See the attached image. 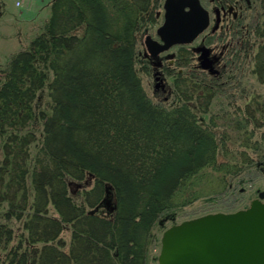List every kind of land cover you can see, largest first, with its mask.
<instances>
[{
    "label": "trees",
    "instance_id": "16d2710c",
    "mask_svg": "<svg viewBox=\"0 0 264 264\" xmlns=\"http://www.w3.org/2000/svg\"><path fill=\"white\" fill-rule=\"evenodd\" d=\"M153 1L52 0L0 69V264L157 263L182 210L249 207L264 181V0L218 75L177 63L168 100L142 81Z\"/></svg>",
    "mask_w": 264,
    "mask_h": 264
},
{
    "label": "water",
    "instance_id": "95a60500",
    "mask_svg": "<svg viewBox=\"0 0 264 264\" xmlns=\"http://www.w3.org/2000/svg\"><path fill=\"white\" fill-rule=\"evenodd\" d=\"M190 8V11H186ZM159 42L144 41L153 61L175 46L192 44L208 26V13L199 0H167ZM204 70H211L209 49L201 48ZM157 87L161 74L156 73ZM264 192L249 208L235 213L208 214L167 229L161 239L158 264H264Z\"/></svg>",
    "mask_w": 264,
    "mask_h": 264
},
{
    "label": "flooded vegetation",
    "instance_id": "af4514ba",
    "mask_svg": "<svg viewBox=\"0 0 264 264\" xmlns=\"http://www.w3.org/2000/svg\"><path fill=\"white\" fill-rule=\"evenodd\" d=\"M154 2H157L154 6ZM167 0H154L151 12L144 17L146 31L145 37L150 36L152 40L162 43L158 30L165 23ZM201 7L207 11L209 23L207 28L187 46H176L171 50L161 53L158 62L145 50L143 55L147 63L151 65L154 78V93L156 96H164L165 100L171 96L172 90L169 85L167 74H174L177 70V63H189L192 61L193 66L199 72L208 75H218L224 67V61L227 54L234 48L237 40H251L244 34L254 27V17L258 14L263 0H199ZM3 3L0 0V16L3 12ZM190 11V8H186ZM264 17V16H262ZM161 22V24H160ZM156 26H158L156 28ZM155 29V31H154ZM151 31V33H150ZM181 48L187 49L193 56L178 58ZM201 48L209 49V59L213 63L211 70H204L201 61ZM182 74V68L179 69ZM156 73L161 74V85L157 87Z\"/></svg>",
    "mask_w": 264,
    "mask_h": 264
},
{
    "label": "rangeland",
    "instance_id": "374dc122",
    "mask_svg": "<svg viewBox=\"0 0 264 264\" xmlns=\"http://www.w3.org/2000/svg\"><path fill=\"white\" fill-rule=\"evenodd\" d=\"M1 1L4 7H3V12L0 16V69L2 67H6V65L9 63L11 55H13L14 53H16L17 51L23 48L28 47L31 44V42L34 40L36 35H38L41 32L42 27L44 26L46 21L50 18L51 12H50L49 4L52 0H1ZM156 3L157 2H154V6L156 5ZM157 27L158 26H156V28ZM143 39L144 36L142 37V40ZM175 66H177V70L175 71L174 74H171L173 75V77L179 74L180 71L179 69L181 68L179 65H175ZM144 68L147 71L149 70L148 71L149 74H146L145 72L142 73L143 85L149 97L154 99L155 82L152 74L153 70L149 63H147ZM172 78L170 79L168 78L167 81L170 86L172 84L171 83ZM1 85H2V81H0V87ZM164 98H165L164 96H158L157 100L158 99L163 100ZM258 190L264 191V181L248 186L247 191L243 192V195L241 196L243 203L246 205H250V203L254 199H257L259 193ZM195 204L196 205L192 207H188L180 212L181 215L177 220L178 223H181L186 220H190V217L188 215L194 210H199V207L202 205V201L196 202ZM169 226H171L170 223ZM65 238L69 240L68 235H66ZM159 253L160 250L158 247H155V249L150 252L152 258H154L155 256H159ZM151 264H157V263L153 261Z\"/></svg>",
    "mask_w": 264,
    "mask_h": 264
}]
</instances>
